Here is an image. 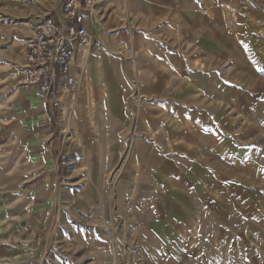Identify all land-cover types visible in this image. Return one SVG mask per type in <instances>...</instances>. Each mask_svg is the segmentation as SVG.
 <instances>
[{"label": "crops", "instance_id": "crops-1", "mask_svg": "<svg viewBox=\"0 0 264 264\" xmlns=\"http://www.w3.org/2000/svg\"><path fill=\"white\" fill-rule=\"evenodd\" d=\"M85 17L103 49L72 62L60 108L16 93L30 163L0 264H264V0Z\"/></svg>", "mask_w": 264, "mask_h": 264}, {"label": "built area", "instance_id": "built-area-1", "mask_svg": "<svg viewBox=\"0 0 264 264\" xmlns=\"http://www.w3.org/2000/svg\"><path fill=\"white\" fill-rule=\"evenodd\" d=\"M61 15L30 24L22 63L16 76L17 91L37 92L48 104L60 108L65 95L77 86L72 62L83 55L102 52L94 34L83 25L99 0H62ZM61 167L69 166V155L60 156Z\"/></svg>", "mask_w": 264, "mask_h": 264}, {"label": "rangeland", "instance_id": "rangeland-1", "mask_svg": "<svg viewBox=\"0 0 264 264\" xmlns=\"http://www.w3.org/2000/svg\"><path fill=\"white\" fill-rule=\"evenodd\" d=\"M10 1L16 4V12L12 11L15 8L10 7ZM61 2L0 0V205L8 203L12 199L11 195L20 192L30 163L20 139L23 125L16 95V76L29 26L61 11ZM260 27V33L264 35V28ZM120 172L118 170L115 174Z\"/></svg>", "mask_w": 264, "mask_h": 264}]
</instances>
